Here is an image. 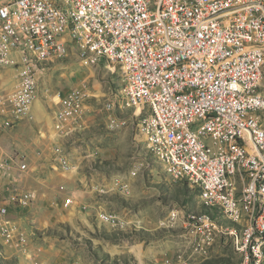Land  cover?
Segmentation results:
<instances>
[{
	"label": "built area",
	"instance_id": "built-area-1",
	"mask_svg": "<svg viewBox=\"0 0 264 264\" xmlns=\"http://www.w3.org/2000/svg\"><path fill=\"white\" fill-rule=\"evenodd\" d=\"M70 1L83 16V28L70 26L83 40L81 51H74L73 39L61 31V24L69 23L70 13L56 18L63 0H0V69L22 70L19 85L0 95V116H8V123H0V134L14 128L9 127V118H16L17 125L31 115L38 97L39 78L29 47H36L43 57H57L65 45H72V52L89 63H96V58H85L84 50L116 52L113 65L127 67L132 100L148 103L152 118L162 122L161 138L169 150L173 177H182L187 184H205L209 195L221 199L229 209L228 197L217 181L219 148L209 147V139L232 136L233 151L238 138L250 144L242 131V124H249L243 113L251 111L252 103H261L251 102L249 84L253 82L252 64L264 57H253V49L264 48V0H241L242 9H232L228 0H154V9H147L145 0ZM221 7H228L226 16H219ZM231 11H239V19H231ZM246 40H254V47H246ZM6 42H13V50H6ZM232 43H240V50H232ZM189 91H196V100H189ZM82 101V90L53 98L58 108L57 136L68 131L69 124L83 123ZM108 105L119 111L113 99ZM135 119L139 133H144L139 118ZM251 129L259 141L246 171L251 172V182L257 183L255 192L260 193L256 227L248 241L239 236V242H232L220 229L222 239L238 248L245 264L264 258V251L258 249V238L264 236V160L259 158L264 137ZM239 154L234 151L235 156ZM29 170L25 158L0 147V188L9 195L0 203V229L6 244L15 234L7 221L12 209L37 200L36 192L16 187L19 175ZM71 202L67 199L65 206ZM100 219L111 226L118 222L109 213H102ZM186 219L198 245L204 246L210 238L205 229L214 224Z\"/></svg>",
	"mask_w": 264,
	"mask_h": 264
},
{
	"label": "rangeland",
	"instance_id": "rangeland-1",
	"mask_svg": "<svg viewBox=\"0 0 264 264\" xmlns=\"http://www.w3.org/2000/svg\"><path fill=\"white\" fill-rule=\"evenodd\" d=\"M38 68L31 115L0 134V147L29 165L16 187L37 193L32 205L7 217L15 233L10 244L0 229V264H241L236 247L219 235L198 245L186 217L209 213L200 190L166 173L139 133L135 111L108 107L126 89L122 68L98 57L83 61L70 47L61 60ZM21 72L0 69V95L19 85ZM76 90L86 93L83 123L57 136L53 98ZM8 196L0 188V203ZM175 210L185 217L173 218ZM102 213L118 222L109 225Z\"/></svg>",
	"mask_w": 264,
	"mask_h": 264
},
{
	"label": "bare ground",
	"instance_id": "bare-ground-1",
	"mask_svg": "<svg viewBox=\"0 0 264 264\" xmlns=\"http://www.w3.org/2000/svg\"><path fill=\"white\" fill-rule=\"evenodd\" d=\"M228 2L232 3V9L243 8V1L241 0H228ZM145 5L147 6V9H154V0H145ZM69 13V23H62L61 31H63V35H70V38L73 39V47L78 51H81L83 48V40L81 36H78V30H70V26L83 28L81 9L72 8L70 0H63V2H61V9H56V18H63L64 14ZM227 14L228 7L219 8V16H226ZM231 19H239V11H231ZM261 39H264V31H261ZM69 47L72 48V45H65L62 49V55L57 57L56 55L43 57L42 55H39V51L36 47H29V57L34 59V65L38 68V66L44 62L52 63L61 60L65 49H68ZM246 47H254V40H246ZM6 50H13V42H6ZM232 50H240V43H232ZM261 56H264V48L253 49V57ZM84 57H98L107 60L109 63H116V52L84 50ZM120 68L124 70L127 78V67ZM252 74L253 82L249 84L251 102L259 101L261 103H252L251 111L243 113V120H246L249 124H242V131L244 132V137H247L248 140H250V144H245V138H238L237 141L234 142V151L240 152V154L239 156H235L232 136L209 139L211 143L218 144L221 148L219 152V161L217 162V169H221V171L217 172V181L218 184H222L224 197H228L229 209L222 203L221 199L209 195L208 191H206L205 184L189 183L191 187L200 190L202 205L209 211V213L188 215V218L192 221H206L214 224L205 229V236L210 237L209 241L214 239V234L222 237V231L220 229L224 230V236L231 237L232 242H239V236H241V241H248L250 233L254 231L256 227V202L260 200V193L255 192L257 191V183L251 182V172L246 171L252 149H259V141L255 140V131L252 130L251 127L260 132V137H264V57L259 59L256 64H252ZM82 93L83 108L86 93L84 91ZM189 100H196V91H189ZM116 104H118L119 109L121 110L135 111V113H137L135 118H139L143 127L144 133L142 134L145 138L147 148L165 167L166 173L172 179L182 181V177H173V173L169 167V150L165 140L161 138L162 122L157 118H152L149 104L141 99L132 100L131 91L129 90L128 85L123 92L122 99ZM36 107L38 108L37 103ZM108 107L110 110L114 109L112 105H108ZM4 123H8V118H6V122ZM15 123L16 118H9V127L14 126ZM79 127H81V125L78 123L69 124L68 131L61 132V135L69 136L74 131H77V128ZM209 147H211L210 143ZM259 158L264 160V140L261 142ZM214 212H218L223 220L232 224L231 227L226 228L221 226L219 219L214 216ZM231 212H236V214H232ZM178 215L180 216L181 214L172 213L173 218L178 217ZM183 217H185V213ZM101 220L108 222L103 219ZM258 249L264 251V236H259L258 238ZM236 251L238 253L237 247ZM241 264H245V260H241ZM250 264H264V258L256 259L250 262Z\"/></svg>",
	"mask_w": 264,
	"mask_h": 264
}]
</instances>
